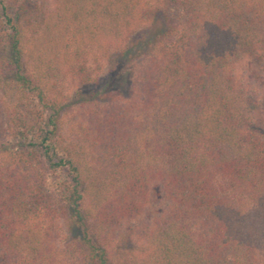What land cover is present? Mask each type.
<instances>
[{
  "label": "trees",
  "instance_id": "obj_1",
  "mask_svg": "<svg viewBox=\"0 0 264 264\" xmlns=\"http://www.w3.org/2000/svg\"><path fill=\"white\" fill-rule=\"evenodd\" d=\"M0 51V264H264V0H0Z\"/></svg>",
  "mask_w": 264,
  "mask_h": 264
},
{
  "label": "rangeland",
  "instance_id": "obj_2",
  "mask_svg": "<svg viewBox=\"0 0 264 264\" xmlns=\"http://www.w3.org/2000/svg\"><path fill=\"white\" fill-rule=\"evenodd\" d=\"M154 32L156 31L143 30L138 32V34H136L134 38L135 40L142 39L143 36H145L148 39L153 38ZM0 56H1V51H0ZM103 67H104V71L100 78L97 88H101V89L106 88L110 90L121 89L123 92L128 93L132 82V75L124 71L126 70L125 67L120 66V68H118V66H112L105 63ZM88 69L92 71L93 76H95L94 73L96 72V70H95L94 62H91L89 64ZM59 77H60L59 80L61 81L62 85L65 87L66 92L69 95L72 96L75 95L80 88L79 77L68 73L62 74ZM81 90L84 91L85 94L91 93V89L88 88L87 86H83ZM69 124L70 123H68L67 127L69 126Z\"/></svg>",
  "mask_w": 264,
  "mask_h": 264
}]
</instances>
